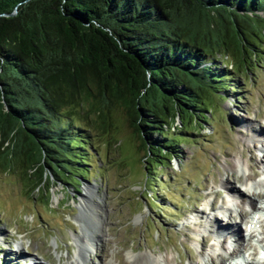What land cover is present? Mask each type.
Instances as JSON below:
<instances>
[{
  "label": "trees",
  "instance_id": "trees-1",
  "mask_svg": "<svg viewBox=\"0 0 264 264\" xmlns=\"http://www.w3.org/2000/svg\"><path fill=\"white\" fill-rule=\"evenodd\" d=\"M263 37L264 0H0V166L37 191L84 177L93 129L119 107L144 162L164 167L180 157L177 117L206 121Z\"/></svg>",
  "mask_w": 264,
  "mask_h": 264
},
{
  "label": "rangeland",
  "instance_id": "rangeland-1",
  "mask_svg": "<svg viewBox=\"0 0 264 264\" xmlns=\"http://www.w3.org/2000/svg\"><path fill=\"white\" fill-rule=\"evenodd\" d=\"M246 66L229 70V89L220 92L225 96L206 99L208 119L200 126L182 124L177 117L172 127L186 130L177 148L180 157L164 167L144 162L140 136L119 107L104 110V131L93 129L91 141L99 155L89 156L91 166L84 177L73 169L37 191L21 170L0 166V264H24L25 258L75 264L79 236H90L86 225L80 229L82 215L92 229L90 215L79 210L85 187H95L104 219L102 243L93 247L85 238L88 261L131 264L129 254L147 252L151 264H219L210 239L223 235L221 230L234 226L236 213L247 212L264 195V175L259 177L264 172V132L259 128L264 131V45L262 53L246 58ZM92 118L98 120L96 114ZM73 120L85 124L82 116ZM252 162H257V176L251 175ZM246 180L245 188L241 184ZM213 222L223 227L219 233ZM258 224L254 233L264 242V221ZM239 234L241 238V227Z\"/></svg>",
  "mask_w": 264,
  "mask_h": 264
},
{
  "label": "bare ground",
  "instance_id": "bare-ground-1",
  "mask_svg": "<svg viewBox=\"0 0 264 264\" xmlns=\"http://www.w3.org/2000/svg\"><path fill=\"white\" fill-rule=\"evenodd\" d=\"M264 126V125H263ZM260 128V130H261V132H264L263 130H262V128L261 127H259ZM259 131V130H258ZM262 158V157H261ZM229 159V158H228ZM231 160V159H230ZM229 160V161H230ZM231 162V161H230ZM229 163V162H228ZM257 163V162H256ZM256 163L255 162H252L251 164H250V166H251V175H253V176H257V174L258 173H256V171H255V166H256ZM263 163V162H262ZM233 163L231 164V166L233 167ZM259 165V164H258ZM252 168H253V170H252ZM235 170V169H234ZM236 175V174H235ZM234 175V176H235ZM229 176V175H228ZM230 177V176H229ZM231 177H233V176H231ZM243 177V176H242ZM241 177V178H242ZM238 178H240V177H238ZM217 179V178H216ZM227 179V178H226ZM238 180V179H237ZM245 180V179H244ZM216 181V180H215ZM247 181L248 180H246V182H243L241 185L242 186H244L245 188L247 187V185H248V183H247ZM215 183H217V182H215ZM89 186V185H88ZM207 186H208V184H207ZM97 187V186H96ZM239 191V190H238ZM233 194H234V192H232ZM97 200V201H96ZM98 201L100 202V199H99V197H98V195L95 193V187H85V194L84 195H82V196H80V200H79V210H80V213L82 212L83 213V211H87V213H88V216L90 215V217H91V228L92 229H90L89 228V226H88V222H87V220H88V218H85V215H82V217H83V222H85L83 225H82V223H81V221H80V223H79V226H80V229H84V227H85V225H86V229H87V231H88V233L90 234V236H88V237H85V234H83V235H80L79 236V238H80V240L79 239H77V243H78V241H80L79 243L80 244H77V253H76V255H77V257H76V259L77 260H75V261H73V262H75V264H83V261L85 260V261H88L87 260V256H86V252H87V247L84 245L85 243V238H90L94 243H95V245H94V243H93V245H91V246H93V247H96L97 245H98V243L100 244V243H102V242H100L101 240H100V238H99V235H101V234H99V232L101 231V226L103 225V223H104V219L103 218H101L100 217V214L102 213L101 212V210H100V214H99V208H100V204L98 203ZM243 201V200H242ZM243 204V203H242ZM91 207H93V208H90V206ZM213 205V204H212ZM253 205L255 206L256 205V203H253L252 202V208H253ZM241 209V208H240ZM255 209H258V208H255ZM224 212H228V210H229V208L228 207H225V208H223L222 209ZM220 212H221V210H220ZM239 212H241V211H239ZM79 213V214H80ZM231 215H232V213H231ZM107 216V215H106ZM212 224V223H211ZM213 228H215V231H216V233H219V231L221 230V229H223V227L222 226H220V224H217V222L216 223H214L213 222V224L211 225ZM228 229H229V231H231V233H229L228 234V232H226V228H224L223 229V231L221 230V232H223V233H227L226 234V236H227V238H229L230 239V237L233 235V234H235L236 235V237H237V239H240V227H234V226H231V225H229L228 227H227ZM233 233V234H232ZM87 234V233H86ZM233 237V236H232ZM235 239V238H234ZM206 244V243H205ZM80 246V248L78 249V247ZM94 249V248H93ZM133 252V251H132ZM140 255V256H139ZM263 255H264V253H263ZM220 256V255H219ZM116 258V257H115ZM120 258V257H119ZM128 258H129V260L131 261V264H151V257L149 256V254H147V252L146 253H139L137 256L135 255V254H129L128 255ZM208 258H209V256H208ZM89 259V258H88ZM118 259V258H117ZM147 259H149L150 260V263H148V261H147ZM220 259H221V261H225V259L223 258V257H220ZM128 260V261H129ZM196 260V259H195ZM121 261V260H120ZM123 261V260H122ZM158 261V260H157ZM89 262V264H95L93 261H88ZM124 262V261H123ZM154 262V264H156L155 263V261H153ZM167 262V261H166ZM210 262V261H209ZM107 263V262H106ZM31 264H34V262H31ZM158 264V263H157ZM189 264V263H188ZM198 264V263H197ZM204 264V263H203ZM207 264V263H206ZM248 264H251V263H248Z\"/></svg>",
  "mask_w": 264,
  "mask_h": 264
}]
</instances>
